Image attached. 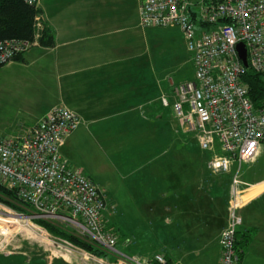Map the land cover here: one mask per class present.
<instances>
[{"label": "crops", "instance_id": "crops-1", "mask_svg": "<svg viewBox=\"0 0 264 264\" xmlns=\"http://www.w3.org/2000/svg\"><path fill=\"white\" fill-rule=\"evenodd\" d=\"M138 4L139 0H40L38 9L53 45L34 46L0 67V83L25 93L33 106L41 105L35 123L55 106L81 118V126L61 148L70 166L83 165L70 145L82 140L104 158L116 151L133 152L131 158L137 159L143 174L154 177L150 188L158 197L166 193L163 178L174 179L175 185L168 183L169 211L155 220L165 231L178 232L175 238L171 234L175 242H190H184L188 251L201 252L204 264H219V244H214L211 263L204 253L210 251V243L198 231L212 224L218 231L225 227L231 174L210 178L204 158L181 159L177 164L164 156L179 135L177 121L162 100L174 101L173 89L190 80L183 71L193 64L177 28L139 27ZM263 155L264 146L253 163L241 168L242 180L250 186L242 199L248 203L240 211L238 230L241 235L252 233L242 257L246 264H264V164H259ZM176 165L183 166L182 174L173 176L171 168ZM163 254L174 263L189 264Z\"/></svg>", "mask_w": 264, "mask_h": 264}, {"label": "built area", "instance_id": "built-area-1", "mask_svg": "<svg viewBox=\"0 0 264 264\" xmlns=\"http://www.w3.org/2000/svg\"><path fill=\"white\" fill-rule=\"evenodd\" d=\"M37 12L32 40L0 41V67L23 55L38 41L44 29L40 0H24ZM199 24L209 26L199 29ZM141 28H177L191 54L193 79L173 89L170 107L180 130L196 137L198 147L210 155L208 169L231 174L226 224L219 237V264H240L237 232L242 225V199L250 187L241 179L244 164L253 163L264 146V103L255 109L242 81L247 69L236 46L243 43L247 63L264 75V0H139ZM81 118L55 106L19 136L0 135V186L15 193L30 213L27 227L56 248L76 253L88 264H177L161 253L153 256L123 254L109 229L104 191L81 169L61 155L66 140L79 128ZM21 219V218H20ZM56 222L101 251L98 256L54 236L35 223Z\"/></svg>", "mask_w": 264, "mask_h": 264}, {"label": "rangeland", "instance_id": "rangeland-1", "mask_svg": "<svg viewBox=\"0 0 264 264\" xmlns=\"http://www.w3.org/2000/svg\"><path fill=\"white\" fill-rule=\"evenodd\" d=\"M192 73L194 71L191 64L188 65V68L186 65V69L183 71L186 79H191ZM0 80H3V75H0ZM40 108L41 105L33 106L27 99L26 94H20L16 87L9 83H0V135L11 137L24 133L35 124V119ZM174 126L175 128L177 127L178 141L172 146L171 151L166 152L167 154L162 152L164 156L177 160L175 161L177 164H179L178 161L181 159L196 160L204 158L208 166L210 155L197 147L196 137L182 133L178 128L177 122ZM70 145L73 147L72 150L75 157L83 164L81 169L84 170L86 176L104 191L107 203L105 218L108 224H112L113 229L111 228V230L118 237L117 248L119 252L127 255L139 254L148 257L155 253L163 254L166 252L174 258L185 259L186 263L189 264H204L201 252L193 253L192 251H188L187 246L184 244L186 239L178 243L175 242L174 238L178 232L165 231L159 222L155 220L160 219V214L168 213L169 211V184L173 182L175 185L174 179L171 180L169 177L163 178L164 183L167 184L165 185L167 195L163 191L160 197H158L154 190L150 188L153 185L151 180L154 177L143 174L141 168H138L137 159L131 158L135 156L133 152L123 151L120 153L116 151L104 158L100 156L101 154L94 151L91 146L87 145V143H83L82 140H78L75 144H73L72 140L70 141ZM96 160L98 162H95ZM259 164H264V155L260 158ZM182 167L179 165L172 167L171 173L173 176L181 175ZM207 170L209 171L210 178H220V174L213 173L208 167ZM163 171H165L164 168ZM224 181L225 183L227 182L226 179ZM231 184L230 177L228 200L230 198ZM178 188L179 185L177 186ZM246 188L250 189V187ZM251 190L255 189L252 188ZM214 191L216 192V190ZM217 192L219 191L217 190ZM2 210L6 214L10 213L21 216L20 213L0 203V211ZM3 217L0 215V218ZM26 220L18 219L15 222L13 221L14 223L9 227L6 225H3V228L1 227V229L5 228V233L1 234L0 232V264H10L12 262L9 258L12 259L16 256L22 257V259L18 258L20 264H26V261L29 262L30 260H32L31 264H88L74 252L49 245L30 227H27L28 222ZM50 223L54 227L65 228L71 231V228L68 226L64 227L56 222ZM217 227L212 224L210 229L198 231L200 237H205V240L210 243V251L206 249V252H204L205 249L203 247L202 251L207 256L209 254L211 263H213L214 259L212 258L215 249L214 244L218 243L221 233ZM171 234H174V238L171 237ZM127 240H130V244ZM124 241L129 245L126 246ZM186 242L190 244V242ZM197 247H199L198 242H196L195 248ZM187 253L190 254L191 258L187 256ZM37 258L43 259L42 261L35 260ZM242 259L240 264H246L247 258Z\"/></svg>", "mask_w": 264, "mask_h": 264}, {"label": "trees", "instance_id": "trees-1", "mask_svg": "<svg viewBox=\"0 0 264 264\" xmlns=\"http://www.w3.org/2000/svg\"><path fill=\"white\" fill-rule=\"evenodd\" d=\"M36 13L37 12L35 11V9L26 4L24 0H0V41H7L12 39L32 40L34 36L33 21ZM199 29L209 30V26L199 24ZM38 43L46 47H50L53 45V35L45 27L41 33ZM242 81L247 87V97L252 102L254 108L259 109L264 103V75L255 72L249 67L244 71ZM0 203L6 205L7 207L15 210L20 214L27 215L30 213L29 207L26 204L20 202L16 198L15 193L13 191L8 190L3 186H0ZM35 223L45 228L54 236L62 238L68 241L69 243L73 244L74 246L82 248L92 254L104 256L103 251H101L96 246L83 241L82 239L75 236L73 233L71 234V231H69L68 229L54 227L50 222L44 220H36ZM108 226L109 229H113L112 224H108ZM112 232L114 233L113 230ZM251 240V232L245 235H241L239 232H237V248L241 251L240 263L245 249ZM127 241H129L130 244V240ZM125 244L126 246L129 245L126 242ZM18 258L22 259L21 256H16L12 259L9 258V260L12 262L10 264H20ZM42 259L43 258H37L35 260L42 261ZM167 260L171 262L170 259ZM31 263L32 260H30L29 262L26 261V264Z\"/></svg>", "mask_w": 264, "mask_h": 264}, {"label": "bare ground", "instance_id": "bare-ground-1", "mask_svg": "<svg viewBox=\"0 0 264 264\" xmlns=\"http://www.w3.org/2000/svg\"><path fill=\"white\" fill-rule=\"evenodd\" d=\"M0 215L4 216L3 218H0V232L1 234L5 233L4 229H1V227L4 225L11 226L16 220L20 219L21 217L16 214H6L5 211H0ZM14 221V222H13ZM3 228V227H2Z\"/></svg>", "mask_w": 264, "mask_h": 264}, {"label": "water", "instance_id": "water-1", "mask_svg": "<svg viewBox=\"0 0 264 264\" xmlns=\"http://www.w3.org/2000/svg\"><path fill=\"white\" fill-rule=\"evenodd\" d=\"M236 52L239 60L243 64L245 68H248V63H247V50L246 47L244 46L243 43H239L236 46ZM21 219L26 218L27 216L21 215Z\"/></svg>", "mask_w": 264, "mask_h": 264}]
</instances>
